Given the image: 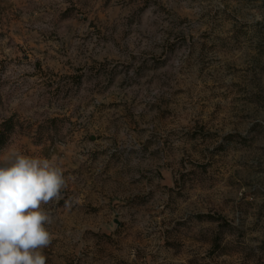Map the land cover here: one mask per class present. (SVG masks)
Listing matches in <instances>:
<instances>
[{
	"label": "rangeland",
	"instance_id": "374dc122",
	"mask_svg": "<svg viewBox=\"0 0 264 264\" xmlns=\"http://www.w3.org/2000/svg\"><path fill=\"white\" fill-rule=\"evenodd\" d=\"M0 135L46 264H264V0H0Z\"/></svg>",
	"mask_w": 264,
	"mask_h": 264
},
{
	"label": "clouds",
	"instance_id": "9594fccd",
	"mask_svg": "<svg viewBox=\"0 0 264 264\" xmlns=\"http://www.w3.org/2000/svg\"><path fill=\"white\" fill-rule=\"evenodd\" d=\"M65 183L55 158L13 152L0 167V264H46L52 221L41 205L59 199Z\"/></svg>",
	"mask_w": 264,
	"mask_h": 264
},
{
	"label": "trees",
	"instance_id": "16d2710c",
	"mask_svg": "<svg viewBox=\"0 0 264 264\" xmlns=\"http://www.w3.org/2000/svg\"><path fill=\"white\" fill-rule=\"evenodd\" d=\"M4 136L0 135V142L3 141Z\"/></svg>",
	"mask_w": 264,
	"mask_h": 264
}]
</instances>
